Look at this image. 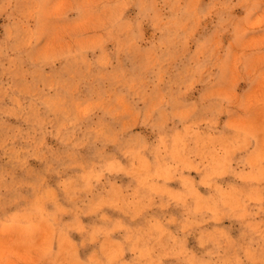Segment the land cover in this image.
I'll return each mask as SVG.
<instances>
[{"label":"rangeland","instance_id":"1","mask_svg":"<svg viewBox=\"0 0 264 264\" xmlns=\"http://www.w3.org/2000/svg\"><path fill=\"white\" fill-rule=\"evenodd\" d=\"M0 264H264V0H0Z\"/></svg>","mask_w":264,"mask_h":264}]
</instances>
